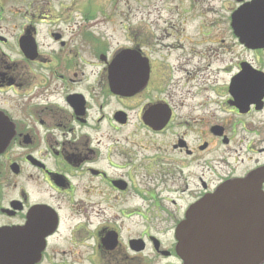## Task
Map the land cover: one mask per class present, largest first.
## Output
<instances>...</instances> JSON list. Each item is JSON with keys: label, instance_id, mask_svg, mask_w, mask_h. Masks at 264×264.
I'll use <instances>...</instances> for the list:
<instances>
[{"label": "flooded vegetation", "instance_id": "af4514ba", "mask_svg": "<svg viewBox=\"0 0 264 264\" xmlns=\"http://www.w3.org/2000/svg\"><path fill=\"white\" fill-rule=\"evenodd\" d=\"M56 1L0 14V264H184L200 201L201 259L254 264L248 218L207 201L264 196V0Z\"/></svg>", "mask_w": 264, "mask_h": 264}, {"label": "water", "instance_id": "95a60500", "mask_svg": "<svg viewBox=\"0 0 264 264\" xmlns=\"http://www.w3.org/2000/svg\"><path fill=\"white\" fill-rule=\"evenodd\" d=\"M241 15L244 16V26L246 27L248 22H250L249 16H247V8L236 15L237 24L242 19ZM260 24H262V22L256 18L254 20V25L257 26ZM252 40L257 41L258 39L254 38ZM111 86L113 87V85ZM224 195H230V197ZM228 201L235 202V206L241 210L240 215L249 220V226H246V232H254V241L252 243L251 239L250 244V254L254 256V258L251 259H254V264H258L264 259V196L248 179L238 180L235 183L225 186L222 190V195L218 193L217 196L207 201V207L218 208L222 203ZM204 206L205 201L196 203L190 210V217H185L178 225L177 251L183 259L184 264H212L201 259L200 217L201 209ZM244 257L233 263L214 264H249L247 255Z\"/></svg>", "mask_w": 264, "mask_h": 264}, {"label": "rangeland", "instance_id": "374dc122", "mask_svg": "<svg viewBox=\"0 0 264 264\" xmlns=\"http://www.w3.org/2000/svg\"><path fill=\"white\" fill-rule=\"evenodd\" d=\"M39 1L42 3L46 0H0V14L5 17V21H4L3 25L5 27L9 26L10 22L14 21V19H10V17H12L14 15L15 16L17 15V17H23V8L32 9L36 6V4H38ZM71 1L72 0H57L56 2H57V4H60L61 2H65L66 5H70ZM83 1L84 0H79L80 3H82ZM156 1L157 0H144L143 5L146 6L147 4H153ZM170 1L167 4H165L164 6L171 8L172 11L168 12V11H161L159 9H155V12L157 14H160V15H169V14H171V15H177V14L185 15L183 0H172V4L169 5ZM179 1H180V3H178ZM73 4H75V3L73 2ZM131 5H132V8H135V7H138L139 3L133 2V3H131ZM174 5L179 6L178 10H177V8L173 9ZM194 5L196 8L197 3H194ZM201 5L206 7V5L203 3ZM216 7H217V5H216ZM216 7H215V9H216ZM17 10H21L20 13H18ZM150 10H151L150 7H146L143 9V13H141V14L146 15L150 12ZM228 10H229V6L227 8L224 7V11H223L224 17H227ZM182 11H183V13H182ZM207 12H208V9H207ZM139 13H140V10H138L136 14L139 15ZM156 13L152 12L151 15H155ZM202 16L208 17L207 14L204 15L203 13H201L196 17L197 21H201ZM176 21H183V20L177 19ZM187 23H188V21H186V24ZM187 27H188V25L186 26V28ZM221 27L222 26H219V28H221ZM191 28L197 29V25L196 26L192 25ZM186 34H188L187 29H186Z\"/></svg>", "mask_w": 264, "mask_h": 264}]
</instances>
